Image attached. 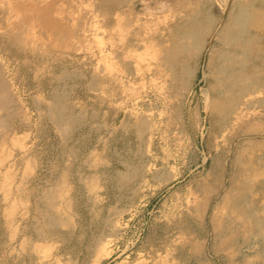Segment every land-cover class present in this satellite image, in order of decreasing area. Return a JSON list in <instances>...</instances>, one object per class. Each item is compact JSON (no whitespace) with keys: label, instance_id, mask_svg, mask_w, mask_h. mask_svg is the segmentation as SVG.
<instances>
[{"label":"rangeland","instance_id":"374dc122","mask_svg":"<svg viewBox=\"0 0 264 264\" xmlns=\"http://www.w3.org/2000/svg\"><path fill=\"white\" fill-rule=\"evenodd\" d=\"M238 1L0 0V264H264V22L213 97Z\"/></svg>","mask_w":264,"mask_h":264},{"label":"bare ground","instance_id":"6f19581e","mask_svg":"<svg viewBox=\"0 0 264 264\" xmlns=\"http://www.w3.org/2000/svg\"><path fill=\"white\" fill-rule=\"evenodd\" d=\"M233 1V0H232ZM258 3V7L257 5H255V3ZM262 3V5H261ZM264 0H239L237 2V7L234 9L235 11H233V13L231 14V17L229 18V26L227 28V30L223 33V37L220 38L221 39V43H222V51L220 53L219 58H220V66L218 67V77H217V89L215 91V94L213 95V97L215 99H217L216 101H220L219 105L222 104V100L221 98H224V96H229L230 94H232L234 91L235 93L238 91L239 96L243 93H245L250 86H252L253 84L250 82V85H248L247 83H245V80L247 79L246 77H242L239 76L241 74L240 68H238V65L242 64L241 58H244L243 56L245 55L244 50L242 49L241 46H238V49L235 50L234 52H232V54L227 53V50L233 48L234 44L238 41H242L241 44H244L243 38L245 37V35L248 33L250 28H254L255 26H258L260 22H264ZM201 5V4H200ZM203 6V5H202ZM193 12V10H191ZM196 12L197 17L199 12L197 10H194ZM194 13V12H193ZM188 14V13H187ZM192 14V13H191ZM227 15V14H226ZM230 15V13H229ZM192 18V17H191ZM189 18V19H191ZM195 18V16H194ZM187 19V18H186ZM208 20V19H207ZM188 21V20H186ZM210 23V22H209ZM210 29V28H209ZM182 32V31H181ZM201 32V31H200ZM195 34V30L193 28L192 25H187L186 29L183 30V32L177 35V40H183L184 43L186 40H188L190 37H193ZM198 34V32H197ZM174 42L172 44V46L170 48H168L166 51H164V54L160 57L161 60H163V65L164 67L167 68V70L169 71H174V69L176 68L177 64H178V56L179 53H181L183 50H185L184 45H179V43ZM204 41V40H203ZM203 41H198L197 46L194 49L195 54L193 59H195V64H197L198 58L200 56V52H201V43ZM236 41V42H235ZM193 43V42H192ZM183 44V43H182ZM233 60V61H232ZM232 63L234 65L233 69L227 68V66H229V63ZM183 73L184 76L186 78H190L193 79L195 77V73L196 70L194 68L191 67V65H186L183 68ZM61 74V73H60ZM68 75V74H67ZM74 76V75H73ZM63 77V76H62ZM65 77V76H64ZM67 77V76H66ZM239 77H242L238 80ZM246 78V79H245ZM61 80V79H59ZM188 80V79H187ZM238 80V81H237ZM253 80V79H252ZM62 81V80H61ZM236 81V82H235ZM242 83L244 84V86L238 87V83ZM215 84V83H214ZM58 86V85H57ZM238 89H236L237 87ZM256 86V85H255ZM215 87V86H214ZM221 87V88H220ZM55 89V88H54ZM1 91V90H0ZM3 91V90H2ZM5 93V92H4ZM4 93H2V97L4 96ZM54 93V92H53ZM63 94V92H62ZM238 95V94H237ZM62 96V95H61ZM65 96V95H64ZM0 96V99L2 98ZM7 97V96H6ZM12 98V97H11ZM10 98V99H11ZM9 99V100H10ZM53 99V98H52ZM55 99V98H54ZM53 99V100H54ZM2 101H4L5 99L2 98ZM205 100V99H204ZM6 101V100H5ZM226 102V101H225ZM6 103V102H5ZM4 103L0 104V106H2ZM6 105V104H4ZM49 106V105H48ZM65 106L62 105V97L57 98V100L51 104L49 112H48V116H46L47 118H49V120H51L53 122L54 125L55 124V128L57 129V131H60L59 133L62 134V136L68 134L67 132L69 131V129L71 128L72 124L75 122V119L72 118L69 115H66L64 112V108ZM0 108H4L3 106ZM48 108V107H47ZM157 108V107H156ZM231 108V107H230ZM10 109V108H9ZM7 108V110H9ZM223 109L221 106H218V110ZM1 110V109H0ZM6 110V109H5ZM11 110V109H10ZM4 111V110H3ZM46 112V111H45ZM69 112V111H68ZM12 113V111L10 112V114ZM149 113V112H148ZM47 114V113H46ZM7 115V114H6ZM11 116V115H9ZM225 117V115H224ZM6 118V117H5ZM1 119V118H0ZM4 119V118H3ZM137 119V118H136ZM10 120V119H9ZM48 120V119H47ZM48 120V121H49ZM216 121V120H215ZM221 121V120H219ZM3 122V121H1ZM0 122V123H1ZM50 122V121H49ZM6 123V122H5ZM142 124V123H140ZM221 124V123H220ZM8 125V124H7ZM0 126H4L1 125ZM7 127V126H6ZM141 127H143V125H141ZM140 127V128H141ZM4 130V129H3ZM137 133V132H136ZM140 136V135H139ZM5 137V136H4ZM63 139V137H61ZM65 138V137H64ZM64 140V139H63ZM139 140V139H138ZM62 141V140H61ZM139 143V142H138ZM77 149V148H76ZM139 149V148H138ZM75 150V149H74ZM143 150V149H142ZM129 151V150H128ZM146 151V150H145ZM144 151V152H145ZM74 152V151H73ZM92 154V153H91ZM72 155V154H71ZM68 157V156H67ZM68 159V158H67ZM65 161V160H64ZM96 161V160H95ZM138 162V160H137ZM122 163V162H121ZM141 163V162H140ZM90 164V163H89ZM127 167V165H126ZM135 168V167H134ZM130 170L129 175H126L124 173V178L122 179L121 177V181L123 180L125 183L127 181V179L133 175V170ZM141 169V168H140ZM125 170V169H124ZM129 170V169H128ZM121 171V170H120ZM122 172V171H121ZM143 172V171H142ZM120 173V172H119ZM121 174V173H120ZM169 174V173H167ZM119 175V174H118ZM161 175V174H160ZM117 177V176H116ZM134 177V175H133ZM172 177V176H171ZM152 179V178H151ZM85 180V179H84ZM120 181V180H119ZM120 181V182H121ZM131 181V179H130ZM118 182V181H116ZM63 183V182H62ZM91 184V183H89ZM87 185V184H86ZM59 187V186H57ZM87 187V186H86ZM121 187V185L119 186ZM49 188V187H48ZM261 188V187H260ZM60 191V190H59ZM87 191V190H86ZM26 192V191H25ZM62 194V193H61ZM57 195V194H55ZM65 195V194H64ZM46 196V195H45ZM54 196V195H53ZM58 197V196H57ZM62 197V196H61ZM65 197V196H64ZM45 198V197H44ZM48 198V197H47ZM49 199V200H48ZM47 200L50 201V198H48ZM46 200V201H47ZM45 201V200H44ZM47 204H50L49 206H52L51 202ZM52 201V200H51ZM61 201V200H60ZM242 202V199H236L233 201V207H237L239 205V203ZM54 203V202H53ZM56 207V206H54ZM239 207V206H238ZM50 209V208H49ZM258 209V208H257ZM45 210V209H44ZM259 210V209H258ZM244 212L242 213H246L248 211L243 210ZM254 211V210H253ZM44 213V212H43ZM50 213V212H49ZM45 214V213H44ZM47 214V213H46ZM263 214V213H262ZM39 216V215H38ZM250 217V216H249ZM255 217V216H254ZM32 219V218H31ZM71 219V218H70ZM43 220V219H42ZM69 220V218H68ZM43 223V222H42ZM59 223V222H58ZM55 219L50 217H46L44 220V224L46 228H49V230L54 231L55 228L57 227V224ZM61 224V223H60ZM67 225V224H66ZM257 225V224H256ZM60 226V225H59ZM62 227V226H61ZM40 228V227H39ZM43 228V227H42ZM66 228V227H65ZM33 229V228H32ZM37 230H39L38 228H36ZM35 231V230H34ZM40 232V231H38ZM37 232V233H38ZM41 234V233H40ZM263 234V233H262ZM43 236V234H41ZM38 237V236H37ZM54 237V236H53ZM41 238V237H40ZM44 238V237H43ZM97 241V240H96Z\"/></svg>","mask_w":264,"mask_h":264}]
</instances>
